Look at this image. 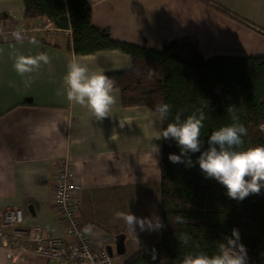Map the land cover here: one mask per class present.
<instances>
[{
	"label": "crops",
	"instance_id": "obj_1",
	"mask_svg": "<svg viewBox=\"0 0 264 264\" xmlns=\"http://www.w3.org/2000/svg\"><path fill=\"white\" fill-rule=\"evenodd\" d=\"M86 1L92 22L109 27L123 41L160 49L187 34L206 57L264 56V0ZM23 2L0 0L2 26L35 24L36 19L23 17ZM22 35V41L0 40V208L19 207L25 226L62 236L53 188L57 164L67 163L76 174V216L97 241L114 245L115 234H124L122 263L161 235V229L141 231L138 226L134 233L118 216L131 212L160 218V151L151 152L152 144L160 148L162 143V137L155 138L162 133L158 113L145 106L123 107L120 91L114 89L110 116L96 120L67 100L68 65L77 61L92 71H118L131 66L130 55L117 49L76 55L69 48V29ZM32 39L38 44H31ZM39 53L49 55L51 63L18 75L15 58ZM22 255L28 254L11 260L0 244V264H19Z\"/></svg>",
	"mask_w": 264,
	"mask_h": 264
},
{
	"label": "trees",
	"instance_id": "obj_2",
	"mask_svg": "<svg viewBox=\"0 0 264 264\" xmlns=\"http://www.w3.org/2000/svg\"><path fill=\"white\" fill-rule=\"evenodd\" d=\"M23 3L25 19L48 17L55 28L69 29V48L76 55L112 49L130 55V67L105 74L115 81L123 107L145 106L156 111L163 103L171 105L168 119L161 122V132L178 114L181 122L193 112L199 115L198 110L205 114L201 150L184 157H190L193 166L170 162L169 154L180 155V147L174 139L162 137L158 168L164 227L157 241L121 264H185L189 256L217 254L233 229H238L240 243L247 249V264H264V187L243 200L232 199L226 187L206 177L198 163L209 147L210 134L234 122L247 128L238 150L264 144V56L206 57L196 39L187 34L154 49L114 38L109 27L94 24L86 0ZM177 216L184 222H177Z\"/></svg>",
	"mask_w": 264,
	"mask_h": 264
},
{
	"label": "clouds",
	"instance_id": "obj_3",
	"mask_svg": "<svg viewBox=\"0 0 264 264\" xmlns=\"http://www.w3.org/2000/svg\"><path fill=\"white\" fill-rule=\"evenodd\" d=\"M16 40L22 41L20 31L13 33ZM31 44L37 45L38 41L32 39ZM51 63L49 55L39 53L35 56L19 55L15 58L14 69L18 75L39 70L42 64ZM66 85V98L70 103L86 108L96 120H103L110 116L113 106L116 104L114 92L115 81L104 72L92 71L88 65L72 61L68 65L67 74L64 77ZM30 84V80H25ZM59 94V93H58ZM171 105L163 103L157 107L158 119L163 122L168 119ZM199 115L193 112L181 122L180 115L175 117V122L167 124L162 133L155 137L174 139L180 147V155L169 154L172 163H185L193 166L189 152L195 153L201 150V130L204 127L205 114L198 110ZM228 112L233 108L229 106ZM234 121L237 119L233 117ZM123 127V124H121ZM247 135V128L238 122L223 126L213 131L208 138V149L198 157L200 169L206 177L215 178L227 189V195L232 199L243 200L249 194H258L264 187V144L240 149L243 145V136ZM158 145L152 144L151 152L159 153ZM127 225L128 229L136 232L137 226L141 231H156L164 227L159 217L140 218L131 212L118 214ZM176 221L183 223L182 217L177 216ZM187 242V237H184ZM152 259H156L155 253ZM185 264H247V249L240 243L238 229H233L232 235L225 238L219 246V252L213 255L198 254L189 256Z\"/></svg>",
	"mask_w": 264,
	"mask_h": 264
},
{
	"label": "built area",
	"instance_id": "obj_4",
	"mask_svg": "<svg viewBox=\"0 0 264 264\" xmlns=\"http://www.w3.org/2000/svg\"><path fill=\"white\" fill-rule=\"evenodd\" d=\"M35 21L24 29L0 23V40H15L13 33L16 31L26 34L33 30H61L55 28L48 17ZM76 192V174L67 163L57 164L53 199L63 227L62 236H49L41 226H25V214L19 207L0 208V244L11 260L23 253L44 257L48 263L55 264H116L106 249L107 244L93 239L85 224L76 216Z\"/></svg>",
	"mask_w": 264,
	"mask_h": 264
},
{
	"label": "water",
	"instance_id": "obj_5",
	"mask_svg": "<svg viewBox=\"0 0 264 264\" xmlns=\"http://www.w3.org/2000/svg\"><path fill=\"white\" fill-rule=\"evenodd\" d=\"M114 245L107 244L106 249L108 253L113 256L114 254L122 255L125 252L124 240L125 236L123 233L115 234L114 238Z\"/></svg>",
	"mask_w": 264,
	"mask_h": 264
},
{
	"label": "rangeland",
	"instance_id": "obj_6",
	"mask_svg": "<svg viewBox=\"0 0 264 264\" xmlns=\"http://www.w3.org/2000/svg\"><path fill=\"white\" fill-rule=\"evenodd\" d=\"M112 257L116 264H120V255L114 254ZM19 264H52V263H48V261L44 257H39L34 255L32 256L22 255Z\"/></svg>",
	"mask_w": 264,
	"mask_h": 264
}]
</instances>
